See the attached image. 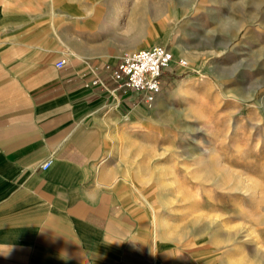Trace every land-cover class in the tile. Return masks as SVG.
Instances as JSON below:
<instances>
[{"label":"rangeland","instance_id":"obj_1","mask_svg":"<svg viewBox=\"0 0 264 264\" xmlns=\"http://www.w3.org/2000/svg\"><path fill=\"white\" fill-rule=\"evenodd\" d=\"M19 1L70 58L173 52L156 101L101 125L155 263L264 264V0Z\"/></svg>","mask_w":264,"mask_h":264},{"label":"crops","instance_id":"obj_2","mask_svg":"<svg viewBox=\"0 0 264 264\" xmlns=\"http://www.w3.org/2000/svg\"><path fill=\"white\" fill-rule=\"evenodd\" d=\"M22 13L0 0V264H156L111 185L101 135L108 117L145 104L110 81L116 62L70 58Z\"/></svg>","mask_w":264,"mask_h":264},{"label":"built area","instance_id":"obj_3","mask_svg":"<svg viewBox=\"0 0 264 264\" xmlns=\"http://www.w3.org/2000/svg\"><path fill=\"white\" fill-rule=\"evenodd\" d=\"M174 54L165 46H153L145 49L123 52L114 65H108L110 81L118 89L136 93L145 105L153 104L162 92V78L175 62ZM66 60L57 63L63 68ZM179 65L186 67L187 61L180 60ZM92 86L106 87V83L96 77ZM54 160L49 158L41 165L42 170L51 167Z\"/></svg>","mask_w":264,"mask_h":264}]
</instances>
